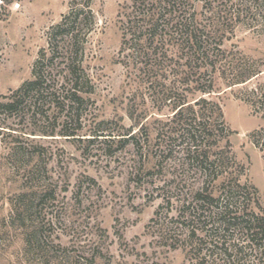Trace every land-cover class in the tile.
I'll use <instances>...</instances> for the list:
<instances>
[{"label":"rangeland","instance_id":"rangeland-1","mask_svg":"<svg viewBox=\"0 0 264 264\" xmlns=\"http://www.w3.org/2000/svg\"><path fill=\"white\" fill-rule=\"evenodd\" d=\"M7 1L0 9V101L32 79L49 29L72 3ZM128 1L95 0L99 25L85 59L96 90L87 95L80 122L67 128L78 136H44L62 127L53 113L48 118L33 111L13 117L0 112V264H190L183 247L174 249L166 240L161 225L176 219L179 201L207 182L186 164L180 142L173 144L171 158L151 155L160 123L172 112L164 107L159 113L149 105L148 118L138 122L147 95L120 52L119 13ZM192 6L201 13L203 1L192 0ZM235 31L232 43L261 61L263 72L244 85L223 88L220 98L233 132L232 152L245 167L243 181L259 190L264 208V153L250 138L264 129V113L247 101V91L264 81V22L240 23ZM135 107L140 109L132 120ZM101 133L111 136H94ZM132 135L142 143L148 137L143 153L124 142ZM19 204L27 208L25 219L13 206Z\"/></svg>","mask_w":264,"mask_h":264},{"label":"trees","instance_id":"trees-1","mask_svg":"<svg viewBox=\"0 0 264 264\" xmlns=\"http://www.w3.org/2000/svg\"><path fill=\"white\" fill-rule=\"evenodd\" d=\"M202 1L198 13L192 0H129L119 13L122 63L131 67L147 95L138 122L148 118L149 105L159 113L164 107L172 112L160 123L151 155L171 158L173 144L180 142L186 164L200 170L207 182L179 201L176 219L161 225L166 240L174 249L183 247L190 264H264L260 192L248 179L243 181L245 167L232 152L233 132L220 98L223 88L244 85L263 72L261 61L245 56L232 41L238 24L264 22V0ZM94 3L72 0L69 12L49 29L48 46L39 53L32 79L1 98L0 112L13 117L33 111L35 117L48 118L53 113L62 127L44 136H78L67 128L71 121L80 122L87 95L96 90L85 59L99 25ZM4 4L10 2L0 0V9ZM247 93L252 107L264 113V81ZM139 109L129 118L135 120ZM102 134L94 136H111ZM250 138L264 153V129ZM136 140L132 135L124 142L143 153L148 137L146 143ZM234 167L238 171H229ZM216 181V188L209 186ZM19 199L25 201L24 196ZM166 201L170 204L172 197ZM13 206L22 219L27 217L26 207ZM171 231L172 236L167 234Z\"/></svg>","mask_w":264,"mask_h":264}]
</instances>
